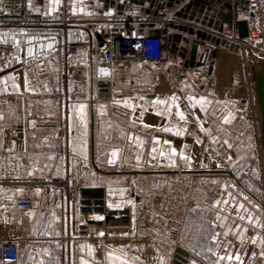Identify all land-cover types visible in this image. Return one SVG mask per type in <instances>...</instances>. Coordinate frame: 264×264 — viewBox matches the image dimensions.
<instances>
[{"label": "crops", "instance_id": "1", "mask_svg": "<svg viewBox=\"0 0 264 264\" xmlns=\"http://www.w3.org/2000/svg\"><path fill=\"white\" fill-rule=\"evenodd\" d=\"M248 1L242 0L240 3V20L250 16ZM159 6L148 2L147 14L153 18L166 16L173 20L170 26V62L165 66L153 63L116 65L113 78L117 100L121 103L91 104L86 102L92 94L91 80L71 83L66 94L59 49L64 39L63 28L51 21L59 20L64 14L91 19L126 10L122 6L117 7L111 0H60L59 4L55 0H0V37L15 46L19 41L10 64L0 68V79L11 76L20 85V93H17L11 87L13 80H7L6 85L0 83V112L4 116L0 120V128L3 129L0 132L3 142L0 146V225H12L15 229L19 239L18 264H81L82 258L96 264L97 261H104L106 245L112 248L129 245L125 249L129 257L139 256L143 264H160L158 256L164 258L165 264H174L179 251L184 253L185 264H192L193 260L196 264H257L256 249L248 244L168 243L161 239V233L158 242H153L154 236L149 233L147 238L131 240L79 238L78 228L82 218L79 203L68 204L62 187L55 184L68 179L72 186L81 189L84 199L104 198L106 204L113 205L111 208L115 209L130 205L127 201L132 200L136 213L138 208L146 211L147 206L151 205L148 199L146 201V196L151 183L157 182L163 189L160 202L164 211L159 215L167 220L170 219L166 212L168 189H173L174 194L178 195L177 189L180 188L177 184L183 178L180 176L190 180L186 204L197 207L200 203L197 193L200 177L208 178L214 174V170L210 169L212 157L208 151L210 140L214 138L213 127L217 123L221 122L223 128L232 133L236 130V120L242 118L245 122L252 121L259 135V110L257 122L252 114L246 120L245 104L240 97L246 85L242 88L239 81L232 77L235 65L231 60L234 59L240 69L246 59L236 44L221 37L230 29H235L238 34L236 27L226 23L211 8L207 15L187 11L188 19H185L181 16L183 6ZM24 10L29 12L26 17L21 16ZM183 26L193 28L195 32L205 31L219 42L199 47L194 66L188 64L189 49L183 52L175 41L180 35L187 36L190 41L198 38L181 32L180 27ZM91 29L90 26L69 28L68 40L80 47V55L73 60H87L92 40ZM28 37L35 39L29 42ZM49 44L51 47H48ZM29 49L32 55L28 54ZM202 55H205L204 60ZM17 56L20 57L19 62ZM248 58L252 64L254 56L250 54ZM25 75L29 87L35 91H23ZM200 76L203 77L201 84ZM205 80L210 81L208 87L202 84ZM247 87L244 90L247 96L253 95L252 76L251 79L248 77ZM173 94L178 98L175 104L185 115L183 121L175 116V105L170 116L157 115L164 106L152 105L157 97L171 103L168 98ZM141 96L143 100L139 99ZM188 97L194 99L190 101ZM200 97L205 98L203 110ZM208 97L214 98L215 106L221 105V120L218 116L206 119L211 107ZM124 99L136 105L134 111L123 105ZM80 104L86 106V160L79 151L73 152L69 145V141L76 145L83 131L77 116ZM100 105H104L102 110ZM254 109L255 105L252 111ZM229 112L232 117L225 123L223 117ZM166 126L173 130L164 131ZM201 127L204 131H201ZM177 131L183 132V135L175 134ZM136 137L143 141L140 147L136 146ZM153 137L158 138L159 142L154 143ZM228 138L230 136L224 137ZM165 140L170 144H165ZM12 141H15V148L9 152L6 149L11 147ZM153 147L157 151L149 155ZM171 148H175L177 153L183 151L190 157V165L177 155V166H168L167 160L162 159L158 152L164 150L170 153ZM114 149L119 150L118 155L114 162L109 163ZM137 155L140 156L139 167ZM48 156H52V159L49 160ZM29 171L33 173L31 176L28 175ZM27 182H40L42 185L35 188H39L40 192L37 194L34 191V208L21 210L16 206V200L28 194L25 189ZM16 189L22 191L17 192ZM186 215L187 211L181 219ZM141 233L144 235L145 232ZM81 245L85 246L83 251ZM87 245L93 246L92 256L88 255ZM209 248L216 255H212ZM196 252L200 255H196Z\"/></svg>", "mask_w": 264, "mask_h": 264}, {"label": "built area", "instance_id": "2", "mask_svg": "<svg viewBox=\"0 0 264 264\" xmlns=\"http://www.w3.org/2000/svg\"><path fill=\"white\" fill-rule=\"evenodd\" d=\"M117 7L122 6L123 13L115 12L108 17L80 18L64 14L58 23L63 28V42L59 47L62 55V77L66 94L71 83H84L91 80L92 94L86 101L91 104H113L117 100L113 69L118 64L153 63L165 66L170 62L169 41L170 17H150L146 4L151 0H111ZM251 16L247 19L248 36L240 39L235 29L222 33L221 37L238 45L246 60L248 55L264 57V0H249ZM29 15L24 10L22 17ZM90 26L92 40L88 49L86 61H75L80 55V47L68 40V30L71 27ZM139 45V47H137ZM17 52L14 43L0 42V68L7 67ZM105 68L108 74L99 70ZM251 102L254 97L251 95ZM256 122L257 115L253 110ZM263 166V161H262ZM62 187V192L68 204L79 203L81 220L78 237L83 239H100L112 241L119 239H134V235L119 236L120 233H132L134 206L127 205L121 209L109 207L104 198L99 200L84 199L81 189L70 184L68 179L55 183ZM40 182H27L26 196L17 198L16 206L21 210L34 208V191ZM216 195L219 191L215 192ZM134 200V197L132 198ZM159 199L155 198V201ZM96 217H102L97 219ZM104 235H98V233ZM19 239L12 225H0V264H18Z\"/></svg>", "mask_w": 264, "mask_h": 264}, {"label": "rangeland", "instance_id": "3", "mask_svg": "<svg viewBox=\"0 0 264 264\" xmlns=\"http://www.w3.org/2000/svg\"><path fill=\"white\" fill-rule=\"evenodd\" d=\"M253 56V62L258 60L259 63L260 59H264L263 56ZM231 63L233 66L235 65L232 77L239 81L242 88L246 85L243 91L246 90L248 77L251 79L252 76L250 58L246 60L244 65L242 64L240 69H238L239 65L237 62L235 63L234 59L231 60ZM194 75L198 76L197 74ZM202 78L200 76L199 84H201ZM209 82V80H205L202 84L208 87ZM252 90L253 103L251 96H247L245 91L240 94L245 104L246 120L251 114L253 116L254 105L258 119V105L253 82ZM208 98L211 107L206 119L210 120V118L218 116V119L221 120V112L223 111L221 105L216 104V107L215 102H213L214 98ZM238 101L241 102V100ZM236 121V130L232 133H228L221 122L214 127L212 126L214 138L210 140L211 146L209 145L210 151L208 153L212 157L210 169L214 170V174L208 178L200 177L197 192L200 203L197 207L188 206V203L185 202L190 190V180L182 175L180 176L183 177L182 180L177 184L180 188L177 189L178 195L174 194L173 189H168L169 203L166 212L167 218L170 219H163L159 215L164 211L160 202L163 189L157 182L151 183L149 193L146 196V201L148 199L151 205L147 206L146 211L138 208L135 213V220H133L134 239L147 238L150 234L155 238L153 242H158L157 239L161 233V239L168 243L178 242L185 245L201 243L248 244L256 249L257 264H264V158L261 140L258 139L260 131L257 136L252 121L251 123L245 122L242 118ZM228 136L230 138L224 139ZM225 141L228 143L226 144ZM227 157H231V160H228ZM262 161L263 166H261ZM217 164L220 166L217 167ZM216 191H219L218 195L215 194ZM155 198L159 200L155 201ZM241 205L242 207H238ZM186 211V217L181 219L185 216ZM249 215L252 217L251 220ZM241 217L244 218L241 219ZM142 231L147 233L142 235ZM212 235H216L215 241L211 240ZM119 236L127 237L121 233ZM226 264L228 263L226 262Z\"/></svg>", "mask_w": 264, "mask_h": 264}, {"label": "snow or ice", "instance_id": "4", "mask_svg": "<svg viewBox=\"0 0 264 264\" xmlns=\"http://www.w3.org/2000/svg\"><path fill=\"white\" fill-rule=\"evenodd\" d=\"M60 0H55V3L59 4ZM49 11H51V9H49ZM73 11H75V8H73ZM22 31V34H23V30ZM35 39L34 37H28V41L31 42V40ZM0 42H4V43H7V40L4 38V37H0ZM16 46H19V41L17 40L16 41ZM48 47H51V44L48 45ZM137 47H139V45H137ZM28 54L29 55H32V50L29 49L28 50ZM16 60L17 62H19L20 60V57L17 56L16 57ZM102 74L104 75H107L108 74V70L105 69V68H101L99 70ZM13 80V83L11 85V87L17 92V93H20V85L15 83L14 81V77H11V76H8L4 79H0V83H4L5 85L7 84V80ZM4 91L6 92L7 91V87H5ZM23 91L24 92H29V91H35L34 88H30L29 87V80L27 78V75H25V78H24V82H23ZM139 99L143 100L144 97L141 96L139 97ZM169 100H171L172 102L171 103H168L166 100H162L160 99L159 97L155 98L153 101H152V105L155 107L156 105H161V106H164V109L160 112H157L156 114L157 115H165V116H170L172 115V110H173V106L175 105V116L179 118V120L183 121L185 120V115L184 113L180 110L178 104H175V102L177 101V97L175 96V94H173L171 97L168 98ZM188 99L191 101L194 99V97H188ZM116 104H120L121 101L117 100V101H114ZM199 102L201 104V110L204 109V104H205V98L204 97H200L199 99ZM123 105L129 109H132L134 111L136 105L133 104V103H130L128 99H124L122 101ZM210 103V102H209ZM85 108L86 106L84 104H80L79 105V109H78V113H77V116H78V119L80 121V126L82 127L83 131L80 132V137L78 138V143L76 145H72L71 141H69V145L72 147V150L73 152H77L79 151L80 154L84 155V158L85 160L87 159V156H86V142L84 140V137H86L87 135V121H86V115H85ZM99 108L102 110L104 108V105H100ZM232 117V113L229 112L227 115H225L223 117V121L225 123L229 122L230 118ZM4 119V116H3V113L0 112V120H3ZM69 120L71 121V115L69 113ZM29 123L31 124H34V122L30 121ZM70 128H71V123H70ZM145 127H150L149 125H145ZM164 131H172L173 129L170 128V127H165L163 129ZM201 131H204V129L201 127ZM0 132H3V129L0 128ZM175 134L177 135H183V132L181 131H177ZM129 140H131V135L129 134ZM153 141L154 143H158V138L156 137H153ZM2 140H0V146H2ZM143 141L140 140L139 137H136V146L137 147H140L142 145ZM165 144H170V141H167L165 140L164 141ZM197 143H199V141H197ZM225 143L227 144L228 142L225 141ZM229 147H231V145H229ZM15 148V141H12V144H11V147H9L8 149H6L7 151L11 152L13 151V149ZM157 149L155 147H153L149 153V155H151L152 152H156ZM118 152L119 150L118 149H114L111 153V159L109 160V163H112L114 162V158L118 155ZM158 155L162 158V159H166L167 162H168V166H171V167H175L177 166V161H176V156L179 155V158L181 161H184L186 162L187 164L190 165V157L186 156L185 153L183 151H180L179 153H177V150L175 148H171L170 149V153L168 151H164V150H161L158 152ZM153 159H155V156L152 157ZM48 159H52V156H48ZM228 160H231V157H227ZM136 160H137V167L140 166V156L137 155L136 156ZM20 165H17V167H19ZM203 166V165H202ZM220 165L217 164V167H219ZM33 173L32 171H29L28 172V175L31 176ZM213 183H215V181H213ZM17 192L19 191H22V189H16ZM36 193L38 194L40 192V189L37 188L36 190ZM8 199H11V197H8ZM245 199H247L245 197ZM127 203L129 204H132L133 201L132 200H128ZM116 207H119V205H115ZM109 207H113V205H109ZM238 207H242L241 206H238ZM247 211V210H245ZM29 215H31V213H29ZM97 219H102V217H96ZM244 217H241V219H243ZM249 219L251 220L252 217L249 215ZM133 220H135V215H133ZM135 232L133 231L132 233H121V235L123 236H127V235H134ZM98 235H104V233H98ZM155 239V238H154ZM166 239V237H165ZM255 239V238H253ZM211 240L212 241H215L216 240V235H212L211 236ZM81 251H83L84 249V245H81ZM129 245H121L120 247L118 248H112V246L110 245H106L105 248L107 249V251L105 252V255H104V261L103 262H100V261H97L96 264H143L142 261H140V257L139 256H131V258L129 257V253L127 251H125L126 248H128ZM87 249H88V255L89 256H92L93 255V246L92 245H87ZM193 251H195V248L193 247L192 249ZM45 254H47V250L45 249ZM209 252H212V249L209 248L208 249ZM196 255H200L199 252H196L195 253ZM212 255H216L215 252H212ZM160 261V264H165V261H164V258L162 256H158L157 257ZM221 259H223V257H221ZM229 259H232V257H229ZM238 259V257H237ZM41 264H43V262H41ZM81 264H93L92 261H87V260H84L83 258L81 259ZM192 264H196V261H192Z\"/></svg>", "mask_w": 264, "mask_h": 264}, {"label": "water", "instance_id": "5", "mask_svg": "<svg viewBox=\"0 0 264 264\" xmlns=\"http://www.w3.org/2000/svg\"><path fill=\"white\" fill-rule=\"evenodd\" d=\"M152 3H157L164 7L168 5V7L173 6H183L182 7V17L188 19V15L185 12L196 13L200 12L204 15L209 13L211 8L217 11V14L220 18H222L226 23L235 26L238 30V36L240 39L247 38L248 36V22L247 19L240 20L238 19V10L240 3L242 0H168L166 3L165 0H151ZM149 12V11H147ZM251 16V14H250ZM181 32L188 34L189 36L196 35V39L190 41L187 36L180 35L175 41L179 46L183 49V52L188 51L189 49V59L188 64L194 66L197 62L198 57V49L199 47H206L210 43H219L216 40V37L210 36L207 32L198 30L195 32L193 28H186L185 26L180 27ZM179 47V48H180ZM238 47V45H237ZM177 48V47H176ZM178 48V50H179ZM202 60L205 59V55H202ZM251 74H252V82L255 86V94L256 101L259 110V122H260V140L263 148V158H264V59H260L251 64ZM182 251H179V254L176 257L174 264H185L186 260L183 258Z\"/></svg>", "mask_w": 264, "mask_h": 264}, {"label": "bare ground", "instance_id": "6", "mask_svg": "<svg viewBox=\"0 0 264 264\" xmlns=\"http://www.w3.org/2000/svg\"><path fill=\"white\" fill-rule=\"evenodd\" d=\"M257 122V121H256Z\"/></svg>", "mask_w": 264, "mask_h": 264}]
</instances>
